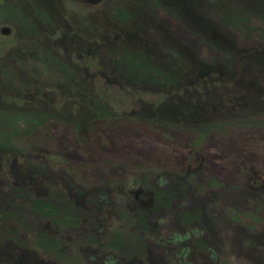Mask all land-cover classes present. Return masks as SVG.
Wrapping results in <instances>:
<instances>
[{
  "label": "trees",
  "instance_id": "1",
  "mask_svg": "<svg viewBox=\"0 0 264 264\" xmlns=\"http://www.w3.org/2000/svg\"><path fill=\"white\" fill-rule=\"evenodd\" d=\"M13 1L11 11L24 10L26 16L6 21L17 33L0 43V125L3 122L5 134L0 143V264H94L93 257H100L102 264L120 260L152 264L146 255L149 241L174 243L173 264H192L194 255L217 257L200 209L183 204L188 184L182 178L169 175L151 183L139 177L127 189L121 181H110L90 191L87 204L81 205L58 179L42 183V194L30 190L12 169L26 154L5 142L50 117L74 125L80 133L92 121L109 116L162 127L204 126L193 114L207 106L204 98L210 91L225 95L224 110L264 106L259 74L223 60L203 59L153 16L148 18L152 27L147 33L128 27L130 20L146 17L135 0L97 4L112 3L114 11L103 16V31L76 28V17L67 18L66 13L58 16L62 22L48 13L40 21L35 1ZM159 1L189 14V0ZM259 42L241 49L242 56L264 55V41ZM116 46L128 48L120 59L108 63L102 54ZM43 52L66 70L58 83H39L30 74L32 55ZM62 53L68 57L61 59ZM126 60L129 73L121 65ZM122 194L129 197L127 203ZM173 205L179 208L183 230L164 237L159 215ZM89 252L93 254L85 255Z\"/></svg>",
  "mask_w": 264,
  "mask_h": 264
},
{
  "label": "rangeland",
  "instance_id": "2",
  "mask_svg": "<svg viewBox=\"0 0 264 264\" xmlns=\"http://www.w3.org/2000/svg\"><path fill=\"white\" fill-rule=\"evenodd\" d=\"M34 1L40 7V21H45L48 13L51 19L62 22L58 16L66 13L67 18L76 17L73 23L83 31H103L101 20L112 8V3L90 7L78 0ZM135 1L146 17L140 15L130 20L128 27L134 25L138 32L147 33L152 27L148 18L153 16L203 59L223 60L245 70L252 68L264 83V55L246 57L240 51L264 41V0H189L188 15L159 0ZM12 4L13 0H0V29H10L9 35L0 33V43L17 33L6 21L26 16L24 10L11 11ZM51 43L54 41L48 47ZM126 48L116 46L102 55L109 63L120 59ZM36 54L28 67L39 83H58L65 77L63 65L45 52ZM59 57L65 59L68 53ZM125 62L122 68L129 73V62ZM235 96L245 98L239 93ZM205 98L207 106L193 114L203 120L204 126L162 127L109 116L92 121L80 133L62 120L40 119L34 128L6 140L5 143L26 154L12 169L38 194L45 191L42 183L64 181L72 198L81 205L87 204L90 191L102 189L110 181H121V187L127 189L139 177L158 183L176 175L188 184V197L183 204L200 209L202 223L212 239L211 250L217 254L214 258L208 253L194 255L191 263L264 264V106L224 110L221 103L226 97L222 93L210 91ZM2 124L0 143L5 135ZM121 198L124 203L129 200L123 194ZM178 212L179 208L173 205L159 215L164 237L182 232ZM173 246L174 243L160 245L149 241L147 260L152 264H173ZM92 260L102 264L100 257ZM119 264L140 262L120 260Z\"/></svg>",
  "mask_w": 264,
  "mask_h": 264
},
{
  "label": "water",
  "instance_id": "3",
  "mask_svg": "<svg viewBox=\"0 0 264 264\" xmlns=\"http://www.w3.org/2000/svg\"><path fill=\"white\" fill-rule=\"evenodd\" d=\"M81 1L82 3L84 4H88V5H91V6H97V4H100L101 2L105 1V0H79ZM0 33L4 34V35H9L10 34V29L6 26H3L1 29H0Z\"/></svg>",
  "mask_w": 264,
  "mask_h": 264
}]
</instances>
